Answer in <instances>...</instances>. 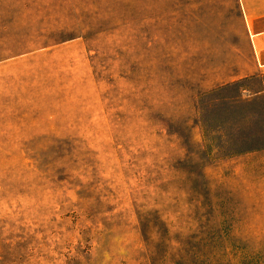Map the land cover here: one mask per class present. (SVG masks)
Instances as JSON below:
<instances>
[{"label": "rangeland", "instance_id": "374dc122", "mask_svg": "<svg viewBox=\"0 0 264 264\" xmlns=\"http://www.w3.org/2000/svg\"><path fill=\"white\" fill-rule=\"evenodd\" d=\"M263 13L0 0V264H264Z\"/></svg>", "mask_w": 264, "mask_h": 264}, {"label": "crops", "instance_id": "0c3cea01", "mask_svg": "<svg viewBox=\"0 0 264 264\" xmlns=\"http://www.w3.org/2000/svg\"><path fill=\"white\" fill-rule=\"evenodd\" d=\"M250 22L252 26V30L250 29L252 54L264 78V27L260 28V24L264 23V13L258 16H251ZM261 93L262 91L257 92V94Z\"/></svg>", "mask_w": 264, "mask_h": 264}]
</instances>
